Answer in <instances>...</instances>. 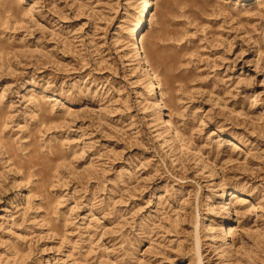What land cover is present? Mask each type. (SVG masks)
I'll use <instances>...</instances> for the list:
<instances>
[{"label": "rangeland", "instance_id": "1", "mask_svg": "<svg viewBox=\"0 0 264 264\" xmlns=\"http://www.w3.org/2000/svg\"><path fill=\"white\" fill-rule=\"evenodd\" d=\"M145 1L0 0V264H264V0Z\"/></svg>", "mask_w": 264, "mask_h": 264}, {"label": "bare ground", "instance_id": "2", "mask_svg": "<svg viewBox=\"0 0 264 264\" xmlns=\"http://www.w3.org/2000/svg\"><path fill=\"white\" fill-rule=\"evenodd\" d=\"M144 4H145V5H144V8H143V10H142V16H143V14L145 13L147 7L149 6L150 1L147 0V1H145ZM141 21H142V20H141ZM140 23H141V22H140ZM139 25H140V24H137V25H135L134 27H132V29H131V31H130V33H129L130 38H132V39L135 38V35H136V33H137V30H138ZM133 28H135V29L133 30ZM134 47L137 49L138 52L140 51V48H139L137 42L134 43Z\"/></svg>", "mask_w": 264, "mask_h": 264}]
</instances>
